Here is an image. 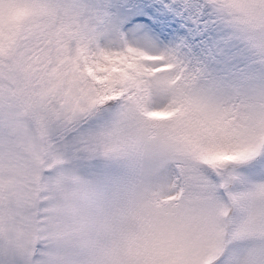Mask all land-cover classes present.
Instances as JSON below:
<instances>
[{"label": "snow or ice", "instance_id": "obj_1", "mask_svg": "<svg viewBox=\"0 0 264 264\" xmlns=\"http://www.w3.org/2000/svg\"><path fill=\"white\" fill-rule=\"evenodd\" d=\"M0 264H264V0H0Z\"/></svg>", "mask_w": 264, "mask_h": 264}]
</instances>
